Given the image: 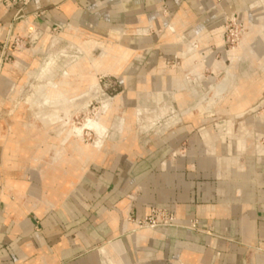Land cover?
Returning a JSON list of instances; mask_svg holds the SVG:
<instances>
[{
  "label": "crops",
  "instance_id": "1",
  "mask_svg": "<svg viewBox=\"0 0 264 264\" xmlns=\"http://www.w3.org/2000/svg\"><path fill=\"white\" fill-rule=\"evenodd\" d=\"M257 2L28 0L23 6L2 4L0 83L13 82L9 63L16 60L15 65H20L27 53V21L43 30H63L74 38L127 31L123 40L129 58L121 79L125 91L117 98L130 109L113 110L110 115L128 118V131L135 122L134 110L158 93L152 90L153 84L159 90L166 83L183 82L182 74L165 69L178 50L177 38L197 40L208 54V68L216 74L225 65V59L216 60L223 53L221 10L236 12L250 28L258 26L249 23L259 17L253 14ZM249 48L245 44L242 53L248 54ZM195 60L183 66L195 67ZM81 63L71 68L89 71ZM73 76L67 78L73 90L95 78L93 73L79 75L78 85ZM251 79L258 78L247 81ZM239 82L240 90L231 91L226 99L233 100L232 112L243 114L261 91H245ZM11 97L0 93V105ZM176 98L182 122H166L146 146L135 135L121 139L120 132L118 136L114 132L98 152L85 154L89 147L81 144L85 151L80 154L73 142L65 143L70 148L65 147L64 158L59 162L60 156L54 165L41 161L45 154L40 128L31 127L37 133H26L24 139L19 132L16 138L5 134L0 125V264H105L103 250L116 264H264V123L248 119L237 134L232 120L219 133L207 125L200 138L195 131L205 110L189 106L191 94L180 93ZM30 138L37 140L30 143ZM59 144L54 142L48 150L55 152ZM182 144H187V154L171 159ZM132 199L134 218L159 207L174 216L175 225L139 228L128 218ZM194 225L196 229L191 228Z\"/></svg>",
  "mask_w": 264,
  "mask_h": 264
},
{
  "label": "rangeland",
  "instance_id": "2",
  "mask_svg": "<svg viewBox=\"0 0 264 264\" xmlns=\"http://www.w3.org/2000/svg\"><path fill=\"white\" fill-rule=\"evenodd\" d=\"M253 14H259V17L250 19L249 23L258 26L248 28L246 21L242 20L236 12L229 14L221 10L219 22L222 32L223 53L217 54L216 60L225 59V65L216 74L208 68V54L202 50V46L197 40L183 36L178 37V50L173 52L171 58L166 61L165 69L176 72V75L182 74L183 82L169 85L166 83L159 90H156V84H153L152 90L158 93L155 94V98L147 99L142 106L134 110L135 122L132 123L133 126L128 131L125 130L128 118L122 117L118 120L121 117L120 114H110L113 110L120 109L122 112H128L130 109L128 105L121 106V100L117 98L125 91V84L122 83L121 79L127 70L129 57L128 53H125L127 49L123 39L128 36L129 32L120 31L117 33L115 31L105 37L79 34L78 37L74 38L70 34L65 35L63 30H43L27 21L28 26L24 38L27 53L22 55L23 62H20V65H15L16 60L9 63L11 64L9 75L13 82L10 85L0 83V93L5 92L10 96L12 94L11 99H4L5 101L0 105V125L3 127V132L7 135H13L15 138L19 132V136L22 137L23 135L25 139L26 133H37L32 131L31 127L40 128L41 152L45 154L41 161L54 165L51 161L56 151L58 149L63 150L59 161L61 162L66 152L65 147L69 149L70 142H73L74 149L80 154H83V151L80 150L83 148H81L82 145L91 149L96 148L95 150L98 152L114 132L117 136V132H120L121 139L130 134L135 135L138 142L146 146L151 137L162 132L166 122L176 123V121L183 119L182 110L176 98L180 93H188L193 96L189 106H199L200 109L205 110L200 116V125L195 131L200 138H202V130L207 128V125H211L219 133V130L232 120L234 123L233 131L237 134L242 128H245L248 119L256 124L264 123V42L259 40V38L263 39L264 36V28L261 25L264 21V4L254 8ZM230 15L234 16L235 23L232 19L230 21ZM38 28L41 30L40 33L37 31ZM41 42L42 44H40ZM245 44L250 47L248 54L242 53ZM103 48L105 51H110V57L105 66L114 68L116 64H120L118 71H103L104 68L98 66L92 69L98 85L97 88L91 87V77L88 84L83 83L74 90L69 88L72 84L70 85L65 80L64 73L71 68V65L83 61L81 63L83 70H91L93 63L89 59L91 57L98 59ZM198 56H200L199 59ZM122 57L123 59H121ZM191 59H196L194 65H197V62L198 65L195 67L183 66L184 62ZM79 71L77 69L76 72L78 73H73L74 78H72V81H76L78 85L80 84L79 75L90 74L89 71ZM254 74L255 76H253ZM251 77L258 79L247 81ZM226 78L229 82L223 96L212 101L215 89ZM239 81L244 84L245 91L253 89L261 91V96L254 102L252 101L243 114L235 113L236 111L232 112L231 102L233 100L226 99L231 91L238 92L240 90L238 88ZM57 82L60 84V89L72 91L69 93L71 95L66 96L69 102L62 103L57 99L55 101L58 103L48 105L46 104L48 102H45V91ZM134 107L133 104L131 108ZM88 121L101 122L100 131L86 127L85 124ZM114 123L119 124L114 127ZM113 127L115 131H113ZM65 138L68 140L63 142ZM36 140L35 138L29 139L30 143ZM54 142L60 143L57 150L53 152L54 148H51L52 150L49 151V145L54 144ZM67 142H69L67 145L64 144ZM240 147L242 148V142H240ZM187 150V144H182L180 148L172 152L171 159L174 160L176 157L187 154ZM34 161L38 162V160ZM132 203L128 218L135 220L139 228L155 229L160 226L175 225L174 216L159 207L152 208L149 215L141 219L134 218L132 216L133 199ZM147 219H153L158 226L151 228L138 224V222ZM191 228L196 229V226ZM101 249L102 247L98 248V251Z\"/></svg>",
  "mask_w": 264,
  "mask_h": 264
},
{
  "label": "bare ground",
  "instance_id": "3",
  "mask_svg": "<svg viewBox=\"0 0 264 264\" xmlns=\"http://www.w3.org/2000/svg\"><path fill=\"white\" fill-rule=\"evenodd\" d=\"M264 4V0H260V1H258L256 4H255V7H258V6H260V5H263ZM26 24H27V26H28V23L26 22ZM261 25H262V28H264V21H262V23H261ZM117 33H120V31H117ZM259 40L263 43L264 42V36H263V39H261V38H259ZM74 47V46H73ZM190 49H191V47H189ZM189 49V50H190ZM91 56V55H90ZM110 57V55H109V53H107V51H105V49L103 48L102 49V53H101V55H100V57L98 58V59H94V58H92L91 57V59H89L90 60V62H92L93 63V65H92V67H91V70H89V72H90V74H92V69H94V68H96V67H98V66H100V67H103L104 68V70L103 71H115V70H117L118 71V68H119V65L118 64H116L115 66H114V68H108V67H106L105 66V63L108 61V58ZM119 58V57H118ZM85 59V58H84ZM122 59V58H121ZM120 59V60H121ZM83 61V60H82ZM84 62V61H83ZM82 62V63H83ZM86 62V61H85ZM87 64V63H86ZM118 65V66H117ZM73 67V66H72ZM89 68V67H88ZM100 69V68H99ZM77 70L74 68V69H70V70H67L64 74V76H65V80L67 81L68 79L67 78H69V76L71 75V74H73V73H75ZM80 72V71H79ZM76 73H78V72H76ZM113 73V72H112ZM228 82H229V80H228V78H226V79H224V81L222 82V84H220V86L218 87V88H216L215 89V91H214V95H213V98H212V101L215 99V98H220V97H222L223 96V93L225 92V90H226V87H227V84H228ZM59 82H57L53 87L52 86H50V87H48V89L45 91L46 93H45V98H46V101L45 102H48V103H46V104H48V105H50V104H54L55 105V103H58L57 101H55V100H59V102L61 101L62 103L64 102H69V100H68V98L66 97L67 95L65 94V90H63V89H60L61 87H59V85L60 84H58ZM97 82L93 79V81L91 82V87L92 88H97ZM44 95V94H43ZM104 105V104H103ZM105 111V110H104ZM45 122V121H44ZM101 122H96V121H88L86 124H85V126L86 127H92V128H95V130H97L98 132L100 131V127H101ZM68 137V136H67ZM68 139L67 138H65L64 140H63V142H66ZM65 144V143H64ZM74 145V144H73ZM81 145V144H80ZM82 148V147H81ZM85 148L83 147L82 149H80L81 151H85L84 150ZM96 149V148H95ZM94 148L93 149H86V151H85V153L87 154V152L89 153V152H96V150H95ZM99 151H100V149H99ZM62 152H63V150H61V149H58L57 151H56V153H55V155H54V157H53V159H52V163L55 161V160H57L61 155H62ZM103 252H104V255H105V259H106V263L105 264H116V260H114V259H111L110 257H109V252L107 251V250H103ZM114 256V255H113Z\"/></svg>",
  "mask_w": 264,
  "mask_h": 264
},
{
  "label": "built area",
  "instance_id": "4",
  "mask_svg": "<svg viewBox=\"0 0 264 264\" xmlns=\"http://www.w3.org/2000/svg\"><path fill=\"white\" fill-rule=\"evenodd\" d=\"M27 2H28V0H0V5H2V4H10L11 6H23V5H26ZM229 18H230V21L232 19V21L234 23L236 22L233 15H230ZM37 31H38V33H40L41 32L40 28H38ZM29 32H30V30H29ZM0 63H1V58H0ZM138 224H141L144 227L148 226V227H151V228L158 226V224L153 219H147V220H145L143 222L140 221V222H138Z\"/></svg>",
  "mask_w": 264,
  "mask_h": 264
}]
</instances>
